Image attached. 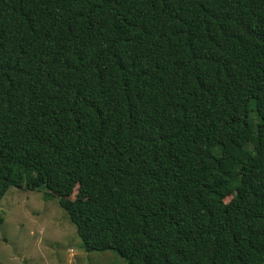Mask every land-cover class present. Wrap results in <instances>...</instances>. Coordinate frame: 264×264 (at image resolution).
I'll list each match as a JSON object with an SVG mask.
<instances>
[{"label": "trees", "instance_id": "obj_1", "mask_svg": "<svg viewBox=\"0 0 264 264\" xmlns=\"http://www.w3.org/2000/svg\"><path fill=\"white\" fill-rule=\"evenodd\" d=\"M11 187L86 252L264 264V0H0Z\"/></svg>", "mask_w": 264, "mask_h": 264}, {"label": "rangeland", "instance_id": "obj_2", "mask_svg": "<svg viewBox=\"0 0 264 264\" xmlns=\"http://www.w3.org/2000/svg\"><path fill=\"white\" fill-rule=\"evenodd\" d=\"M249 108L255 120L254 101ZM44 192L11 187L1 199L0 263L126 264L115 252H86L66 213Z\"/></svg>", "mask_w": 264, "mask_h": 264}]
</instances>
